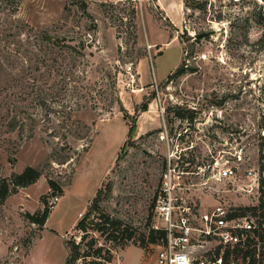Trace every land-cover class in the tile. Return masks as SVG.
Returning <instances> with one entry per match:
<instances>
[{
    "label": "rangeland",
    "instance_id": "obj_1",
    "mask_svg": "<svg viewBox=\"0 0 264 264\" xmlns=\"http://www.w3.org/2000/svg\"><path fill=\"white\" fill-rule=\"evenodd\" d=\"M84 1L86 13L76 4L63 10L78 0H20L14 14L0 17L9 30L24 25L33 29L23 46H40L34 36L39 30L63 38L61 46H82L77 63L87 71V94L94 96L80 98L85 107L71 114L80 123L71 128L83 139H62L61 115L51 116L49 129L47 123L32 130L0 127V179L26 166L40 171L34 183L17 188L0 205V250L8 244L0 264H66L65 238L79 242L81 255L100 245L106 254L111 247L112 259L103 264L120 257L124 264H137V248L140 264H156L162 239L151 230L162 227L154 206L168 167L174 168L171 182L180 183L174 189V218L187 216L191 226L201 228L200 214L222 205L240 215L239 223L257 226L260 218L248 207L258 203L262 177L264 45L258 40L264 33V0H186V5L184 0ZM203 52L207 58L197 59ZM118 96L125 117L117 105L108 111V102ZM143 102L148 104L145 113L138 110ZM178 109L186 116L191 113L193 120L175 117ZM30 112L37 121L46 118L39 109ZM132 122L135 129L128 136ZM51 130L57 137L48 135ZM235 149L243 155L236 178L205 181L201 174L190 173L214 157L231 160ZM248 169L255 182L246 176ZM49 179L59 184L61 195H51ZM98 189L101 211L121 222L114 243L105 238L107 230L74 229ZM42 195L50 210L47 227L27 254L40 226L31 225L23 213L43 209ZM186 205L189 211L182 209ZM98 214L91 210L86 222L103 228ZM196 239L189 250L198 262L216 253L218 246L224 249L216 236L196 234ZM91 240L94 245L88 249ZM78 260L93 264L98 258L80 256L72 264Z\"/></svg>",
    "mask_w": 264,
    "mask_h": 264
},
{
    "label": "trees",
    "instance_id": "obj_2",
    "mask_svg": "<svg viewBox=\"0 0 264 264\" xmlns=\"http://www.w3.org/2000/svg\"><path fill=\"white\" fill-rule=\"evenodd\" d=\"M70 4H76L82 12L86 13L87 4L84 0L66 3L63 10L68 11L67 7ZM184 4L186 5V0H184ZM19 5L20 0H0V17L14 14ZM102 5L104 4L102 3ZM244 22L246 24L244 27H247L248 18ZM26 26H18L16 29L9 30L0 24V41L4 42V46L0 47V96L3 99V102H0V109L5 110V115L0 117V127L5 126L7 130L13 131L16 128L21 129L28 126L32 130L38 123H42L44 126L47 123L45 128L49 129L48 125L52 123L51 116L61 115L63 119L60 127L65 129L62 139L64 141H67L70 137L83 139L84 135L71 128L75 124L77 127L80 124L79 121L72 120L71 114L85 107L78 100L83 97L87 98V90H91V87L84 84L87 71L79 67L77 63V55L80 54L78 50L82 46H61L64 39L50 34L47 30L35 31L34 36L40 46H23V42L29 43L28 38L31 37L27 32L33 30L32 28H25ZM202 35L204 34H199L198 38ZM25 36L26 39L23 38ZM243 36L244 38L247 37L246 32L243 33ZM258 41L264 45V33ZM179 71L177 70V72ZM113 86H116V82ZM96 105L97 103L92 104L91 108L95 109ZM114 105L118 106L125 117L126 112L119 96L108 102V111H111ZM147 106V102H143L138 110L146 111ZM30 109L43 111L46 118L37 121ZM19 115H22L23 118H19ZM174 116L180 119H186L187 117L189 121L194 118L191 113L186 116L179 109L174 111ZM129 125L128 136L132 135L135 122ZM259 129L264 132V115L259 122ZM48 135L57 137L55 130H51ZM261 138L263 142L259 147L260 169L262 171L259 183L260 194L258 203L248 207L253 215L259 217L260 220L257 226L253 224L251 230L237 231L244 234L243 239L233 244H225L223 250L221 249L222 246L217 247L215 254H221L224 264H264V133L261 134ZM39 176L40 171L37 168L26 166L20 173L13 172L10 178H1L0 205L4 203L10 194L16 193L17 188L34 183ZM48 186L52 190L51 195H56L55 193L62 194L59 184L54 180L49 179ZM100 193L101 190L98 189L92 204L78 219L74 229L80 232H86L88 227L93 230L100 229L102 232L107 230L105 238L114 243L117 242L121 222L101 211L98 204ZM40 201L44 204L43 209L39 208L32 213L25 211L23 218L41 228L46 222L50 210L46 202V195L40 196ZM91 210L99 213L97 217L102 219L103 228H96V224L92 226L93 222H86ZM237 216L240 215L232 212L229 214L230 218ZM151 233H157L161 239L165 237L163 229H153ZM65 243L69 249L66 264H72L80 256L88 255L98 258V260L93 261V264H103L104 262H110L112 259L111 247L105 249L106 254H102L103 246L100 245L81 255L79 242L76 243L67 239ZM93 245L94 240H91L87 243V248L91 249Z\"/></svg>",
    "mask_w": 264,
    "mask_h": 264
},
{
    "label": "built area",
    "instance_id": "obj_3",
    "mask_svg": "<svg viewBox=\"0 0 264 264\" xmlns=\"http://www.w3.org/2000/svg\"><path fill=\"white\" fill-rule=\"evenodd\" d=\"M184 67L188 66L187 53L183 54ZM208 56L207 52L200 53L196 56L199 60H204ZM232 159L222 155L219 158L214 157L213 160H208L202 163L201 166H197V169L190 171L192 175L201 174L206 180H224L236 178L239 174L238 164L243 161L242 150L234 151ZM174 168L168 167L164 173V181L161 186V195L157 199L154 206L162 223L161 229L165 231V237L162 239V245L157 252L156 264H224L221 254H210L209 258L200 260L199 262L194 260L190 256V246L197 244L196 234L205 238L216 236L220 242L224 244H233L236 241L243 239L244 234L238 233V230L248 231L253 228V223L244 221L239 223V219L236 217H229V210L225 209L222 205H217L210 211L200 214L199 221L203 224L201 228H195L188 222V217L180 215V217L174 218L176 211L173 204L174 189L179 186L180 183H172L170 173ZM186 173H189L185 171ZM184 171L177 173L176 177H182ZM246 176L254 180V172L252 169L246 170ZM252 182V184H253ZM252 184L249 186L252 187ZM257 185V184H256ZM181 201L184 200L181 198ZM183 210L189 211V205L182 207ZM155 229H159L155 227ZM198 246V245H197ZM74 264H82L80 260Z\"/></svg>",
    "mask_w": 264,
    "mask_h": 264
},
{
    "label": "crops",
    "instance_id": "obj_4",
    "mask_svg": "<svg viewBox=\"0 0 264 264\" xmlns=\"http://www.w3.org/2000/svg\"><path fill=\"white\" fill-rule=\"evenodd\" d=\"M163 53H161L160 55H162ZM159 55V56H160ZM143 113H145V111H142ZM32 213V212H31ZM48 218V217H47ZM31 225H33V224H31ZM47 225V219H46V222L44 223V225L40 228V229H38V234L36 235V236H34L33 238H32V242H31V244H30V247H29V249H28V252H27V254L29 253V251L31 250V248H32V246H33V244H35V242L37 241V240H39V239H41L42 237H43V233H44V230L46 229V226ZM65 242H66V238H65ZM66 244V243H65ZM7 243L3 246V248H2V250H0V257H2L3 255H4V253H5V251H7ZM133 248H135V247H133ZM128 249H130V248H126V249H124V250H122L121 252H124V251H126V250H128ZM138 250H139V254H138V258H137V264H140V258H141V251H140V248H137ZM26 254V255H27ZM122 257H120L118 260H114L111 264H124L123 263V260L121 259Z\"/></svg>",
    "mask_w": 264,
    "mask_h": 264
},
{
    "label": "water",
    "instance_id": "obj_5",
    "mask_svg": "<svg viewBox=\"0 0 264 264\" xmlns=\"http://www.w3.org/2000/svg\"><path fill=\"white\" fill-rule=\"evenodd\" d=\"M183 58H184V56H183Z\"/></svg>",
    "mask_w": 264,
    "mask_h": 264
}]
</instances>
